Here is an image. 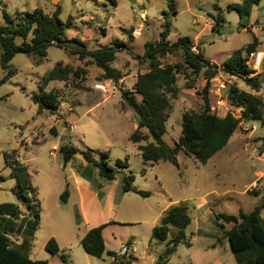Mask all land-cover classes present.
Wrapping results in <instances>:
<instances>
[{"label": "rangeland", "instance_id": "rangeland-1", "mask_svg": "<svg viewBox=\"0 0 264 264\" xmlns=\"http://www.w3.org/2000/svg\"><path fill=\"white\" fill-rule=\"evenodd\" d=\"M243 1L0 0V24L5 23L4 8L14 15L36 7L52 14L60 7L63 20L74 16L75 27L68 30V36L81 38L89 49L112 45L115 41L129 45L128 49L118 53L112 63L123 73L118 82L100 80L103 70L93 63L92 58L81 59L53 46L49 48L47 58L40 63L32 54H16L11 61L14 73L0 85V175L8 176L11 171L6 164L5 153L12 154L16 150L11 158H18L29 168L35 188L30 196L40 215L39 226L30 236L29 254L32 258L48 259L50 264H66L60 256L46 250L48 240L55 237L72 264H117L122 258L112 262L109 252L120 251L122 245L131 240L137 251L127 253V260L130 259L133 264H164L162 256L177 228H171L165 241L151 239L154 219L160 210L185 203L192 216V222L186 229L190 243L179 244L166 264H237L225 234L232 223L221 226L215 212L237 213L240 209L250 212L264 199V125L259 120L241 121L230 144L206 164L180 150V168L170 161L145 165L138 144L130 140V135L137 128V116L124 104L122 91L132 90L138 74L147 70L146 62L137 56L145 54L147 41L161 38L167 22L171 27V41L189 35L204 56L220 67L235 50L255 41L254 38L256 50L264 52V0L254 7L248 20H242L238 11L228 9L230 3ZM219 13L224 16L225 22L217 31L214 25ZM140 28L141 33H138ZM182 54L181 51L165 56L163 61L180 62ZM248 61L252 64V54ZM59 62L74 68H86L87 73L82 81L71 77L67 81L51 82L47 88L60 91V108L55 113L46 110L38 114V105L32 95L39 92L40 81ZM6 74L7 71L0 65V80ZM178 76L180 93L178 98L172 99L168 130L163 136L171 146L176 145L182 134L183 114L201 111L205 106L204 87L207 80L204 76L201 75L195 82L188 80L184 74ZM255 76L261 80L258 90L244 79L220 70L213 77L209 91L212 110L215 107L220 116L229 111L237 117L242 116L241 109L232 105L227 96L231 85L236 84L240 89L262 98L264 114V60L249 75ZM219 83L226 84L222 95L227 97V102L221 107L217 105V87L214 86ZM53 126H57L58 134L52 133ZM67 141L83 149L93 148L108 153L113 166L118 159L127 161V170H132L136 176L137 188L152 193L149 197H142L130 192L122 199L119 197L118 208H111L117 210L119 223L105 231L107 250L102 258L88 254L80 241L91 227L107 222L110 208L104 211L97 190L94 192L82 186L81 191L77 189L76 195L72 164L63 167L64 159L60 151L62 143ZM82 158L77 155V159ZM68 182L72 196L66 203L60 195ZM15 186L13 178L0 182V206L6 205L9 210L20 206L23 213L28 214L13 190ZM121 190L122 174H119L112 182V195L115 193L118 196ZM81 194L85 201L83 208L76 207L74 203L76 196L78 201ZM262 214L264 218V210ZM160 221L161 217L156 225ZM11 237L13 243L18 244L27 235L15 233Z\"/></svg>", "mask_w": 264, "mask_h": 264}, {"label": "trees", "instance_id": "trees-1", "mask_svg": "<svg viewBox=\"0 0 264 264\" xmlns=\"http://www.w3.org/2000/svg\"><path fill=\"white\" fill-rule=\"evenodd\" d=\"M115 1V0H113ZM262 0H244L228 5L229 10L239 12L242 20L249 19L254 7ZM219 9L218 4H215ZM60 7L50 14L41 7L10 14L5 8L3 16L5 23L0 24V65L7 71L6 76L0 80L3 84L13 73L11 61L18 53L32 54L38 63L47 58L49 48L55 46L65 49L72 55H78L81 59L92 58L93 63L103 70L100 80H112L118 82L123 78V73L112 63L116 61L118 53L122 49H128L129 45L123 41H115L112 45H106L98 49H89L87 43L75 36L70 38L68 30L74 28V16L66 20L60 17ZM225 22L220 13L216 16L214 29L219 31ZM170 23L165 24L159 40L145 43V54L137 57L146 62L147 70L139 73L132 90L122 91L124 104L130 107L137 116V128L130 135V140L138 144L145 165H153L159 161H170L180 168L178 153L183 150L186 154L194 156L201 163L206 164L216 153L224 149L239 129L241 121L259 120L264 125L263 100L260 96L240 89L236 84L229 89V99L232 105L242 108V116L237 117L232 112L220 116L212 110L210 103L211 79L220 70L236 75L244 79L253 89L258 90L261 80L249 77L253 69L249 64V55L257 51V42L246 44L235 50L220 67L207 59L194 38L189 35L181 36L176 41L169 39ZM198 48V51L194 50ZM182 51V59L176 63H166L163 57L174 55ZM86 68H74L72 65L57 63L53 69L47 72L39 83V92L32 95L33 101L38 105V114L45 110L55 113L61 104L60 91L48 89L54 81H67L71 77L82 81ZM179 74H184L188 80L197 81L204 76L207 84L204 87L205 106L201 111L185 112L182 117V134L175 146L166 143L163 136L167 133V121L169 109L172 107V99H176L180 93L178 86ZM191 85V84H188ZM191 87V86H189ZM53 134H58L56 126L51 129ZM142 142H146L143 144ZM60 151L63 155L64 166L81 155L84 160L98 169L99 175L114 180L122 174V189L124 192H135L143 197H149V190L137 188L136 176L132 170H127V161L118 159L115 166L110 163L109 154L93 148L83 149L72 141L62 143ZM17 153L16 150L12 154ZM12 154L5 153L7 166L11 168L8 176L0 175V182L7 178L16 180L14 192L21 204L28 210L24 214L20 206L13 210L6 209V205L0 206V264H50L48 259H35L29 254L31 249V237L39 226V213L35 209L30 193L35 191L31 183L29 168L18 160H11ZM69 189L66 188L60 198L67 202ZM255 195H259L255 192ZM264 199L250 212L243 209L237 214L215 212L218 223L225 230L237 264H264ZM34 217V218H33ZM192 222L189 207L185 203H177L170 206L162 215L159 224L153 228L152 238L165 241L172 227L177 228L166 245L162 259L164 264L174 254L181 243L188 242L187 227ZM109 222L92 227L82 238L81 245L85 251L97 258H102L106 252V243L103 231ZM22 233L27 235L22 243H13L11 234ZM31 236V237H30ZM46 250L52 255L60 256L66 264H72L68 256L61 250L55 237H51ZM111 255L115 251L109 252ZM124 257V258H123ZM117 264H133L130 259L123 256Z\"/></svg>", "mask_w": 264, "mask_h": 264}, {"label": "crops", "instance_id": "crops-1", "mask_svg": "<svg viewBox=\"0 0 264 264\" xmlns=\"http://www.w3.org/2000/svg\"><path fill=\"white\" fill-rule=\"evenodd\" d=\"M140 32L138 33H141V28L139 29ZM58 82V81H56ZM60 82V81H59ZM106 93V92H105ZM46 111V110H45ZM220 115V114H219ZM226 114H222L221 116H225ZM57 127V126H56ZM58 130V129H57ZM234 137V136H233ZM232 137V138H233ZM231 138V140H232ZM230 144V142H229ZM228 146V145H227ZM226 146V147H227ZM17 157V155H16ZM15 159V158H14ZM13 159V160H14ZM12 160V158H11ZM16 160L19 161L18 158H16ZM72 164V175L75 177V189H76V195H77V189L78 191H81V187L82 186H85L88 188V190L92 189L94 192H96L95 190H97L100 194V200H101V205L103 208H105L104 211H108V209L110 208V214L108 215V219H107V222H109V225L104 229L103 231V234H104V238H105V243L107 245V242H106V235H105V231L106 229L109 227V226H114L115 224H118L119 221H117V217H116V213H117V210H112V209H117L119 204H120V200H119V197L121 196V199L127 194V193H130V192H124L123 189L118 193V196L115 195H112V182L115 180H108L104 177H102L101 175H99V172H98V169H96L93 165H91L90 163H88L86 160H84L83 158L82 159H77V157L72 160L71 162H69ZM68 164V163H67ZM67 164L63 167L65 168L67 166ZM31 178V176H30ZM259 179V178H258ZM70 183L68 182V185L66 188L70 189ZM70 194H69V198H68V201L71 199V191L69 190ZM135 193V192H133ZM141 196V195H140ZM143 197V196H142ZM66 202V203H67ZM84 196L81 194L79 196V199L77 201V196L75 198V206L77 207L80 206L81 208H83V205H84ZM112 208V209H111ZM253 210V209H252ZM251 210V211H252ZM166 210H160L159 214L155 217L154 219V222H153V228L155 227L156 225V221L158 220V218L162 217L163 213L165 212ZM240 210H238L239 212ZM237 212V213H238ZM237 213H234V214H237ZM128 215V214H127ZM126 215V216H127ZM263 216V214H262ZM83 217H85V213L83 215ZM216 217V216H215ZM217 220V219H216ZM218 222V221H217ZM98 226V225H96ZM95 227V226H94ZM92 228V227H91ZM90 228V229H91ZM83 237V236H82ZM131 243L132 241L129 240ZM128 241V242H129ZM106 250H107V246H106ZM112 251H115V250H112ZM116 252V251H115ZM50 262V261H49Z\"/></svg>", "mask_w": 264, "mask_h": 264}, {"label": "built area", "instance_id": "built-area-1", "mask_svg": "<svg viewBox=\"0 0 264 264\" xmlns=\"http://www.w3.org/2000/svg\"><path fill=\"white\" fill-rule=\"evenodd\" d=\"M213 23H214V21H213ZM138 31H139V29H137V32ZM194 50L198 51V48L194 47ZM251 54H252V64H250V63L249 64L253 69L256 70L261 66V64L264 60V52L263 51H255V52H252ZM211 82L212 83L214 82V78L211 79ZM214 86L217 87V91L215 92V94L218 97V99H217L218 107L226 105V102H227L226 98L227 97L225 98V96L222 95V90L226 89V84L225 83H219V84H215ZM227 96L229 97V92H228ZM239 108L242 111V108L241 107H239ZM213 109H214V111L217 110L215 107H213ZM215 112L217 113V111H215ZM217 114L219 115V113H217ZM136 251H137V248L134 246V244L128 242L127 244L122 245V249L120 251H118L114 255H111V260H112V262L118 261L123 256H126L127 253L136 252Z\"/></svg>", "mask_w": 264, "mask_h": 264}]
</instances>
